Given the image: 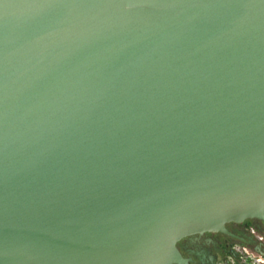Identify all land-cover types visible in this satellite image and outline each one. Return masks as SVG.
<instances>
[{"label": "water", "instance_id": "obj_1", "mask_svg": "<svg viewBox=\"0 0 264 264\" xmlns=\"http://www.w3.org/2000/svg\"><path fill=\"white\" fill-rule=\"evenodd\" d=\"M264 222V0H0V264H186Z\"/></svg>", "mask_w": 264, "mask_h": 264}, {"label": "flooded vegetation", "instance_id": "obj_2", "mask_svg": "<svg viewBox=\"0 0 264 264\" xmlns=\"http://www.w3.org/2000/svg\"><path fill=\"white\" fill-rule=\"evenodd\" d=\"M225 230H202L178 238L186 264H264V222L255 217L224 222ZM172 264H181L172 262Z\"/></svg>", "mask_w": 264, "mask_h": 264}]
</instances>
